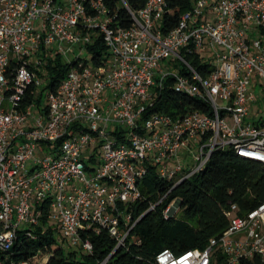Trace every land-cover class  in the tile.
Instances as JSON below:
<instances>
[{"label": "built area", "instance_id": "2783aa9c", "mask_svg": "<svg viewBox=\"0 0 264 264\" xmlns=\"http://www.w3.org/2000/svg\"><path fill=\"white\" fill-rule=\"evenodd\" d=\"M109 1L0 0V264H49L56 248L91 253L89 233L107 230L105 264L142 242L148 212L184 211L174 190L217 150L264 165V118L251 114L264 86V0H192L168 31L169 0H118L130 26ZM99 36L107 52L95 60ZM57 55L71 67L53 90L40 68ZM168 93L194 105L154 110ZM151 169L166 191L135 217ZM225 213L228 227L207 247L164 248L154 264H264V203ZM25 242L37 248L21 256L13 247Z\"/></svg>", "mask_w": 264, "mask_h": 264}, {"label": "trees", "instance_id": "16d2710c", "mask_svg": "<svg viewBox=\"0 0 264 264\" xmlns=\"http://www.w3.org/2000/svg\"><path fill=\"white\" fill-rule=\"evenodd\" d=\"M146 1L127 0L133 9H141ZM109 4L112 11H118V25L132 24L127 9L118 0H110ZM169 8L163 20L165 31L174 28L181 15L192 8V0H169ZM89 50L95 60L106 54L102 36L89 46ZM70 67L71 64L66 63L60 55L51 59L45 67L50 80L46 88L57 89ZM167 95V98L157 102L154 110L175 114L176 109L188 108L194 101L176 93ZM195 105L201 108L204 104ZM139 185L144 198L133 207L135 217L146 212L151 203L166 191V183L154 169ZM174 196L183 199L181 217L166 218L162 205L148 212L136 228L142 242L120 250L105 264H154L155 255L164 248L180 254L189 249L207 247L211 238L220 236L228 227L225 210L231 203L239 204L243 214L264 203V165L239 157L233 149L217 150L206 168L176 188L172 194ZM89 237L94 244L93 252L56 248L49 264H99L104 261L114 248L113 238L107 230L90 232ZM36 248L34 244L25 242L21 246L15 244L13 250L21 256H28Z\"/></svg>", "mask_w": 264, "mask_h": 264}, {"label": "rangeland", "instance_id": "374dc122", "mask_svg": "<svg viewBox=\"0 0 264 264\" xmlns=\"http://www.w3.org/2000/svg\"><path fill=\"white\" fill-rule=\"evenodd\" d=\"M85 55L88 58L91 57L90 53H86ZM40 71L44 73L43 75L40 76V78L42 79L43 82H45V84H48V82L50 81L48 78V70L45 67H41ZM257 85L258 86L255 85L256 86V90H255L256 99L252 103L251 114H252V117L264 118V86H262L260 84H257ZM102 154H103V152H102ZM182 214H183V211H181L177 216L181 217ZM60 238L61 237H59V240H60ZM216 264H219V263H216Z\"/></svg>", "mask_w": 264, "mask_h": 264}]
</instances>
